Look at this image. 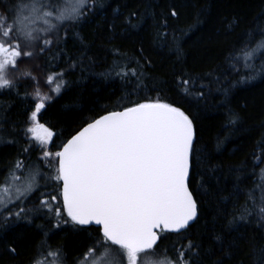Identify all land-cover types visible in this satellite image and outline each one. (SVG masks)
<instances>
[{
    "label": "snow or ice",
    "instance_id": "obj_1",
    "mask_svg": "<svg viewBox=\"0 0 264 264\" xmlns=\"http://www.w3.org/2000/svg\"><path fill=\"white\" fill-rule=\"evenodd\" d=\"M0 6L3 7L0 93L15 91L19 96V81H33L31 98L36 102L28 116L31 126L25 129V135L30 133V139L39 142L42 149L39 161L44 162L41 166L39 161L33 165L17 159L0 182V241L6 240L8 233L15 232L18 226H31L39 218L53 229L73 234L97 233L80 264H206V258L214 256L213 264H225V258H231L238 250L237 234L242 225L258 218L264 227V169H261L256 188L244 193L246 199L239 205L236 201L243 192L239 182L228 196L222 195L218 179L216 190L201 183L212 214L203 228L192 231L202 214L200 201L190 190V181L193 174L202 178L198 168L210 157L200 146L196 117L181 105H187L193 98L197 103L205 101L210 86L221 85L228 73L214 80L177 74V95L173 101L156 82L149 87L143 71L121 68L115 71V77L132 87L124 88L118 105L91 119L53 153L48 145L53 142L54 132L39 122L52 95L40 91L39 80L31 68L21 72L19 65L53 47L62 56L69 32L82 41L76 28L105 5L103 0H16L15 3L6 0ZM157 7L148 3L145 12H131L124 23L129 31H141L150 18L153 42L161 49L172 51L177 63L182 64L185 53L181 40L194 29L173 27L171 21L180 17L179 5L174 0L166 5L167 12L157 13ZM118 12L119 9L114 10V17ZM196 20L202 23L200 14ZM234 24L229 26V31L234 30ZM113 28L114 25H109V31ZM140 51L143 53L142 46ZM88 59L82 52L79 60L70 63L71 71L79 69L81 79L89 72L85 63ZM226 61L238 79L223 85L225 95L236 84L264 80V28L254 25ZM147 62L151 64L150 59ZM110 75L105 74L106 78ZM46 83L51 93L60 95L69 87L67 72L50 69ZM54 83L56 86L52 87ZM24 97L27 100L29 94L25 92ZM240 123L239 114L229 109L226 129L239 131L236 126ZM5 142L13 143L14 139L0 133V143ZM32 147H26L24 152L29 153ZM256 162L264 161L257 156ZM44 168L49 171L45 172ZM208 171L216 178L215 167H209ZM41 181L43 188H58L59 195L46 193ZM37 193L38 203L28 207L27 202ZM229 200L232 211H227L224 204ZM91 225L99 227L93 229ZM36 227L44 239L37 247L34 264H65L63 246L53 249L48 243L50 232L43 225ZM168 233L177 234L182 241L175 255L158 246V241L167 239ZM8 251L16 253L15 243ZM257 260L258 264H264V250Z\"/></svg>",
    "mask_w": 264,
    "mask_h": 264
},
{
    "label": "trees",
    "instance_id": "obj_2",
    "mask_svg": "<svg viewBox=\"0 0 264 264\" xmlns=\"http://www.w3.org/2000/svg\"><path fill=\"white\" fill-rule=\"evenodd\" d=\"M5 2L6 0H0V5ZM7 2L15 3L16 0ZM169 2L170 0H103L105 7L98 8L94 15L76 28L82 41L73 38L70 31L66 44H63L62 56L53 47L38 58L31 59V62L36 69L33 70L36 71L34 76L40 81V91H47L46 94L52 95L51 101L47 102L46 109L39 116V122L54 132L53 142L49 144L53 153L91 119L98 118L105 114V110H111L118 105L119 98L124 95V88L132 87L125 86L119 77H115V71L121 68L125 71H143L149 87L156 82L173 101L177 95V74L188 73L194 77L214 80L216 76L228 73L227 79L221 85L213 83L210 86L211 91L205 101L197 103L193 98L187 105H181L196 117L200 146L206 149L210 157L198 168L202 178L193 174L190 181V190L201 204L202 219L192 229L196 232L204 227L206 219L212 214L209 197L204 195L201 183L205 187L210 184L216 190L218 179L219 188L223 190L222 195L228 196L233 185L239 182L243 190L236 201L239 205L246 199L244 193L256 188L260 171L264 169V162H256L257 156L264 161V80L236 84L235 87H230L227 95L223 89L224 84L229 81L235 83V79H238L231 72L226 57L239 48L246 33L254 25L264 28V19H261L264 16V0H174L179 5L180 17L171 21L173 27L187 30L191 26L194 29L181 40L185 53L182 64L177 63L172 51L161 49L153 42L150 18L141 31H129L124 23V18L131 12H145L148 3L158 5L155 9L157 13L167 12L166 5ZM116 9L119 12L114 17ZM201 10L206 11L201 13ZM0 11H3L2 6ZM198 14L202 23H197ZM233 22L234 30L229 31ZM109 25H114L112 31H109ZM141 46L143 53L140 51ZM82 52L90 58L85 61L89 72L83 79L79 69L70 70L71 61L79 60ZM149 59L151 64L147 62ZM37 63L39 67H36ZM50 69L67 72L69 87L60 95L51 93L46 83ZM107 73H111L108 78L105 76ZM210 73L214 75H208ZM55 86L54 83L52 87ZM19 92V96L15 91L0 93V133L7 139H14L13 143H0V182L8 175L17 159L35 165L41 156L40 148L25 135V129L31 124L28 116L36 102L31 98L34 92L33 81H19ZM25 92L29 94L27 100L24 97ZM151 95L155 97L156 94ZM229 109L237 112L241 118V123L236 126L239 131L225 127ZM30 145L33 146L30 152L25 153L24 149ZM39 163L41 166L44 164L43 161ZM209 167L217 169L216 178H212ZM43 170L49 171L48 168ZM41 186L43 188V181ZM43 190L59 195L58 188L49 186ZM255 195L258 199L259 192ZM38 200L37 193L27 202L28 207H35ZM231 203V200L224 202L227 211H232ZM60 204L62 205L61 200ZM251 219L252 223L241 226V231L237 234L238 250L231 258H225V264H258L257 256L264 250V227L260 226L258 218ZM36 225H43L50 232L48 243L53 249L63 246L65 264H78L97 235L96 232L73 234L53 229L43 219L37 218L33 225L18 226L15 232L8 233L6 240L0 241V264H34L37 247L44 239ZM165 235L168 238L159 241L158 246L161 250L167 249L169 255H175V249L180 247L182 241L175 233ZM13 243L17 248L15 254L8 251ZM214 259L215 256L206 258V264H213Z\"/></svg>",
    "mask_w": 264,
    "mask_h": 264
},
{
    "label": "rangeland",
    "instance_id": "obj_3",
    "mask_svg": "<svg viewBox=\"0 0 264 264\" xmlns=\"http://www.w3.org/2000/svg\"><path fill=\"white\" fill-rule=\"evenodd\" d=\"M28 68H31L32 69V72H33V74L36 72V71H33V70H36L35 69V67L33 66V62H31V60H28L26 63H21L20 65H19V71H21V72H23V71H25L26 69H28ZM37 75V74H36ZM37 76H39V75H37ZM40 82V81H39ZM41 87H43V86H41ZM46 93H47V91H46ZM45 93V94H46ZM29 126H31V124L30 125H28V127ZM28 135V138L30 139V137H31V134L30 133H28L27 134ZM31 140V139H30ZM35 145H39V142L38 141H34V140H31ZM39 147V146H38ZM48 147H49V145H48ZM40 148V147H39ZM40 150L42 151V149L40 148ZM85 259V256H84V258H82V260H84ZM81 260V261H82ZM80 261V262H81ZM80 262L78 263V264H80Z\"/></svg>",
    "mask_w": 264,
    "mask_h": 264
},
{
    "label": "water",
    "instance_id": "obj_4",
    "mask_svg": "<svg viewBox=\"0 0 264 264\" xmlns=\"http://www.w3.org/2000/svg\"><path fill=\"white\" fill-rule=\"evenodd\" d=\"M86 126V125H85ZM82 129V128H81ZM61 201H62V199H61ZM89 227H94V228H98L99 226H96V225H91V226H89ZM159 242V241H158Z\"/></svg>",
    "mask_w": 264,
    "mask_h": 264
}]
</instances>
